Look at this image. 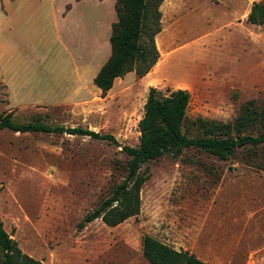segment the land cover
<instances>
[{
    "label": "rangeland",
    "instance_id": "374dc122",
    "mask_svg": "<svg viewBox=\"0 0 264 264\" xmlns=\"http://www.w3.org/2000/svg\"><path fill=\"white\" fill-rule=\"evenodd\" d=\"M252 3L264 0H164L168 69L155 64L143 77L129 73L104 97L92 94L91 81L81 93L86 98L71 105L81 67L91 73L110 54L106 30L116 21L115 0H80L60 41L41 18L48 0H21L20 18L19 8H10L0 27L5 72L26 107L10 106L0 76V113L17 124L60 129L0 130V220L24 254L42 264H149L140 250L148 235L208 264H264V144L238 148L224 161L189 148L144 163L140 173L149 177L136 217L77 228L126 176L129 157L121 147L138 146L149 88L189 93L187 136L200 133L196 119L221 125L222 138L264 131V24L246 21ZM67 128L108 134L116 144Z\"/></svg>",
    "mask_w": 264,
    "mask_h": 264
},
{
    "label": "trees",
    "instance_id": "16d2710c",
    "mask_svg": "<svg viewBox=\"0 0 264 264\" xmlns=\"http://www.w3.org/2000/svg\"><path fill=\"white\" fill-rule=\"evenodd\" d=\"M163 1L115 0L116 21L110 27V55L93 78V84L100 90L101 97L112 88L115 79L132 72L143 77L158 62L160 54L155 37L161 31L159 8ZM246 21L254 25L264 24V5L252 3ZM189 98V93L184 89L161 95L155 88H149L143 114L137 124L138 146L121 147L122 152L129 157L126 176L113 189L110 197L84 216L78 223V229L96 219L108 227H114L136 217L140 211V189L149 177L140 173L144 163L164 155L176 158L189 148L205 151L224 161L238 148L264 144V131L255 136L238 134L235 138H222L219 137L223 132L221 125L202 119L195 121L200 133L194 137L187 136L182 127ZM11 116V113H0V130L7 129L14 133H56L60 130L46 124H17ZM65 132L116 144L111 135L88 129L67 128ZM0 250L3 254L0 264H42L40 260L21 251L4 230L1 220ZM140 250L149 264H208L186 250H175L148 235L142 237Z\"/></svg>",
    "mask_w": 264,
    "mask_h": 264
},
{
    "label": "crops",
    "instance_id": "0c3cea01",
    "mask_svg": "<svg viewBox=\"0 0 264 264\" xmlns=\"http://www.w3.org/2000/svg\"><path fill=\"white\" fill-rule=\"evenodd\" d=\"M27 1H28V3L31 1L35 3V0H27ZM48 1H49L48 6L47 5L46 6L40 5V8H41L40 11H43L41 18H43V20H44L45 27L46 26L48 27V25H49L50 29H54L50 34L51 35H52V33L55 34L54 36L57 39V41H60L61 40L60 29L65 28L66 26H69L71 24V22H72L71 20L75 17V16H73V14H74L76 8L79 7V6H77V4H79L80 0H48ZM100 1H103V0H100ZM20 3H21V0H0V27L3 25V23L7 19H9L10 15H12V11L10 12V8H12V10L16 11V12H17V9L19 8V10L16 14V17H18V18L22 17V10L25 7V5H20ZM101 5H102V2L96 3L94 5V7L97 9L96 12H98L99 7H101ZM97 22H95L94 25H97ZM110 22L111 21H107L106 36H107V31L110 29L109 28ZM0 31H1V29H0ZM1 39H2V35L0 37V76H1V79L4 82V84L8 88V91L10 94V96H9L10 106L26 107V106L21 105L18 102V100L15 96V93H13L15 90L13 89V86L10 84L9 78L5 72V60L8 59L9 56H7V50H6L5 46L3 45L4 42H2ZM104 61L105 60H103L102 62L104 63ZM101 63H100V65L102 66L103 64H101ZM100 65L97 66L94 69V71H92L91 73L88 71L87 66L83 65L81 67V72H78L79 78H78V81L76 84V90H75L76 95H78V96L73 101H71L68 105L75 104L77 102H81L86 98V97L82 96L81 93H82L85 86H87V85L91 86L88 83H91V81H93V78L95 77V75L97 74L98 70L101 67ZM128 74H126V75H128ZM117 80L119 81V80H121V78L115 79L113 82V85ZM112 88H113V86H112ZM112 88L110 90H112ZM91 90H92V94L93 93L94 94H96V93L100 94V90L98 88L94 89L92 87ZM35 105L42 106L41 104H35ZM28 106H31V105H28ZM32 106H34V105H32Z\"/></svg>",
    "mask_w": 264,
    "mask_h": 264
},
{
    "label": "bare ground",
    "instance_id": "6f19581e",
    "mask_svg": "<svg viewBox=\"0 0 264 264\" xmlns=\"http://www.w3.org/2000/svg\"><path fill=\"white\" fill-rule=\"evenodd\" d=\"M166 30H162L160 33H158L155 37V43L156 47L159 51L160 58L158 62L156 63L155 68L159 71V69H168V65H166L168 62V57L170 55L169 53V44L170 39L167 34H165Z\"/></svg>",
    "mask_w": 264,
    "mask_h": 264
}]
</instances>
